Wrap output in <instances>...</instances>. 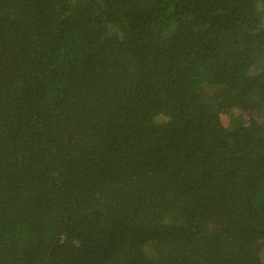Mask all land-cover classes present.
Here are the masks:
<instances>
[{"label": "trees", "instance_id": "obj_1", "mask_svg": "<svg viewBox=\"0 0 264 264\" xmlns=\"http://www.w3.org/2000/svg\"><path fill=\"white\" fill-rule=\"evenodd\" d=\"M0 264H264V0H0Z\"/></svg>", "mask_w": 264, "mask_h": 264}]
</instances>
